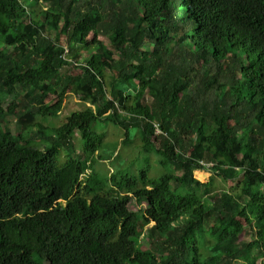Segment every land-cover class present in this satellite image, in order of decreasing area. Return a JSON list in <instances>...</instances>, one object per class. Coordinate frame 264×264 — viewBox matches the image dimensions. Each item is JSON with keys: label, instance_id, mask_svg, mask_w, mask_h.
Listing matches in <instances>:
<instances>
[{"label": "trees", "instance_id": "trees-1", "mask_svg": "<svg viewBox=\"0 0 264 264\" xmlns=\"http://www.w3.org/2000/svg\"><path fill=\"white\" fill-rule=\"evenodd\" d=\"M0 41V264H264V0H0ZM107 123L168 170L94 172Z\"/></svg>", "mask_w": 264, "mask_h": 264}, {"label": "rangeland", "instance_id": "rangeland-1", "mask_svg": "<svg viewBox=\"0 0 264 264\" xmlns=\"http://www.w3.org/2000/svg\"><path fill=\"white\" fill-rule=\"evenodd\" d=\"M50 38H55V31L52 30L51 32L46 33ZM91 37V35L89 36ZM98 38L102 39L100 35L97 36ZM58 43L64 44V38L62 35L58 37ZM4 45L0 41V46ZM8 47L7 49H9ZM82 55H87V51H82ZM75 70L70 71L69 73H72ZM62 75L66 73V70H61ZM54 100V95L50 93L45 99L44 103H49ZM9 98L7 101L3 104L5 107L6 103H8ZM84 104L78 99L77 96L72 94L70 90H66L65 96L63 98L62 106L59 112H55L52 115H48L45 117H42V122L49 126V127H57L59 126L64 120L65 117L70 114L72 111L81 110L83 109ZM8 127V129L13 133L16 132L15 128V122L14 117L12 116H6L5 120L2 123V126ZM96 130L99 132H102L104 140L103 145L100 149V154L105 156V160H96V162L93 164L92 169L94 172L100 175H108L111 173L112 170L119 169L124 173H128L130 175H138L141 170H145L146 174L149 178H157L162 173L166 172L168 170V167H162L157 163V159L159 158L157 154H155L153 151L150 153H146L141 150V141L139 138L138 133L134 129L129 130V143H122L121 140L123 139V130L115 126L111 123H107L103 125V127H97ZM158 132V130H157ZM75 148L78 149V145L80 143V139L78 135L74 136L73 139ZM154 149L157 147V144L154 142ZM38 147H42L40 143L38 144ZM114 151V153L112 152ZM112 160L109 159V156L112 155ZM66 154L63 149H60L59 151V159L63 160L65 158ZM208 167H210V163H207ZM89 170H87L88 172ZM193 175L195 178L202 182H206L210 176V172L203 171V170H195L193 172ZM236 185V180L232 181H222L221 178H214V181L212 183V189L213 194L212 196L218 194L221 190H230L234 189ZM130 208L132 210L137 209L136 205L131 203ZM142 243L144 246L146 245V239H142ZM146 247V246H145ZM236 264V263H235Z\"/></svg>", "mask_w": 264, "mask_h": 264}, {"label": "built area", "instance_id": "built-area-1", "mask_svg": "<svg viewBox=\"0 0 264 264\" xmlns=\"http://www.w3.org/2000/svg\"><path fill=\"white\" fill-rule=\"evenodd\" d=\"M157 131V130H156ZM208 166V164H206Z\"/></svg>", "mask_w": 264, "mask_h": 264}]
</instances>
